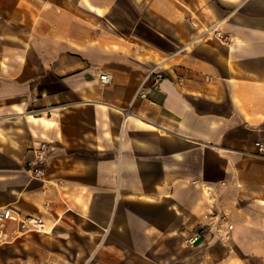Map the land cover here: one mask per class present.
Wrapping results in <instances>:
<instances>
[{"label":"crops","instance_id":"obj_1","mask_svg":"<svg viewBox=\"0 0 264 264\" xmlns=\"http://www.w3.org/2000/svg\"><path fill=\"white\" fill-rule=\"evenodd\" d=\"M258 140L264 0H0V264H264Z\"/></svg>","mask_w":264,"mask_h":264},{"label":"built area","instance_id":"obj_2","mask_svg":"<svg viewBox=\"0 0 264 264\" xmlns=\"http://www.w3.org/2000/svg\"><path fill=\"white\" fill-rule=\"evenodd\" d=\"M213 34L215 37L221 39L222 35L220 31L214 30ZM156 75L159 77L160 74L156 73ZM112 81V74L107 72H102L99 75V83L101 85L110 83ZM146 91L142 88H140L137 91L136 97L138 98H146ZM255 155L258 157L264 158V141L258 140L255 142ZM35 164L36 167L32 171V176L41 178L43 176V168L42 164L44 162V159L46 157V152L48 150V144L46 142H41L35 149ZM212 189L207 188L206 193L211 194ZM209 222L207 224H201L199 225L197 231L186 239L188 244H194L197 242L200 238L204 236V234L208 233L210 230V225L213 223H217L219 226L224 224L225 229L223 231V236L227 238L229 236V233L232 229V224L228 223L222 213H216L211 211L208 215ZM9 221H15L18 224V229L22 231H40L45 228V223L41 218L38 217H32V216H26L21 217L18 213H16L13 209L8 207H0V243L4 242L6 240L5 238V229L7 227V224Z\"/></svg>","mask_w":264,"mask_h":264}]
</instances>
